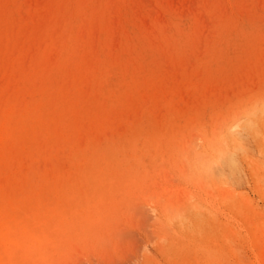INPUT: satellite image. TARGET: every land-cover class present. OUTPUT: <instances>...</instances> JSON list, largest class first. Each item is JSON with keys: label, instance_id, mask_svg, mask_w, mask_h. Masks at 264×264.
<instances>
[{"label": "rangeland", "instance_id": "obj_1", "mask_svg": "<svg viewBox=\"0 0 264 264\" xmlns=\"http://www.w3.org/2000/svg\"><path fill=\"white\" fill-rule=\"evenodd\" d=\"M0 48V264L264 262V0H0Z\"/></svg>", "mask_w": 264, "mask_h": 264}, {"label": "bare ground", "instance_id": "obj_2", "mask_svg": "<svg viewBox=\"0 0 264 264\" xmlns=\"http://www.w3.org/2000/svg\"><path fill=\"white\" fill-rule=\"evenodd\" d=\"M96 1H97V0H96ZM87 2H88V1H87ZM94 2H95V1H94ZM90 3L93 4L92 2H90ZM77 4H78V3H77ZM77 4H76V5H77ZM102 4H103V3H102ZM62 5H63V3H62ZM74 5H75V4H74ZM87 6H90V5H88V3H87ZM93 6H95V5H93ZM104 7H105V6H104ZM107 7H108V6H107ZM94 8H95V7H94ZM111 8H112V7H111ZM83 9H85V8L83 7ZM92 9H93V8H92ZM105 9H106V8H105ZM105 9H104V10H105ZM85 11H86V10H85ZM93 12H94V11H93ZM82 13H83V12H82ZM107 14H108V12H107ZM66 15H67V14H66ZM108 15H109V14H108ZM91 16H92V15H91ZM93 16H95V15H93ZM87 17H88V16H87ZM64 18H65V17H64ZM90 18H92V17H90ZM94 18H95V17H93V19H94ZM60 19H61V17H60ZM93 19H92V20H93ZM87 21H88V20H87ZM90 21H91V20H90ZM60 22H61V21H60ZM63 22H64V21H63ZM91 22H93V21H91ZM58 25H59V24H58ZM61 26H63V25H61ZM64 26H65V25H64ZM68 26L70 27L69 24H68ZM48 27H49V26H48ZM56 28H57V27H56ZM64 28H66V26H65ZM70 28H71V27H70ZM70 28H69V29H70ZM74 28H75V27H74ZM58 29H59V28H58ZM67 29H68V28H67ZM69 29H68L67 32H69ZM72 29H73V28H72ZM72 29H71V30H72ZM59 30H60V29H59ZM59 30H58V31H59ZM65 30H66V29H65ZM74 30H75V29H74ZM74 30H73V31H74ZM73 31H71V32H72L71 34H74ZM61 32H62V31H61ZM62 33H63V32H62ZM57 34H59V33H57ZM69 34H70V33H69ZM69 34H68V35H69ZM75 34H76V32H75ZM49 35H50V34H49ZM56 36H57V35H56V33H55V37H56ZM58 36H60V34H59ZM65 37H66V35H65ZM65 37H64L65 40L63 39L64 41H66V39H67V38H65ZM67 37L70 38V36H67ZM93 37H94V35H93ZM58 38H61V37H58ZM79 39H80V37H79ZM84 39H85V37H84ZM59 40H60V39H57V42H60L61 44H60V43H59V44H60V46H62V42H61V40H60V41H59ZM69 40H70V39H69ZM74 40H75V39H74ZM85 40H86V39H85ZM41 41H42V39H41ZM46 41L48 42V40H46ZM80 41H81V39H80ZM82 41H83V40H82ZM129 41H130V40H129ZM84 42H85V41H84ZM48 43H49V42H48ZM50 43H53V41H51ZM63 43L65 44V42H63ZM78 44H79V43H78ZM88 44H89V43H88ZM88 44H87V45H88ZM130 44H131V43H130ZM42 45H43V44H42ZM39 46H40V45H39ZM44 46H45V45H44ZM56 46H57V44H56ZM60 46H59V47H60ZM64 46H65V45H64ZM84 46H85V45H84ZM124 46H125V45H124ZM144 46H145V45H144ZM59 47H58V48H59ZM62 47H63V46H62ZM85 47H86V46H85ZM49 48H50V47H49ZM51 48H53V47H51ZM89 48H90V47H89ZM142 48H143V47H142ZM0 49H1V48H0ZM6 49H7V48H6ZM62 49H64V48H61L60 50H62ZM65 49H66V48H65ZM70 49H71V48H70ZM82 49H83V48H82ZM82 49H81V50H82ZM90 49H91V48H90ZM39 50H40V49H39ZM42 50H43V49H42ZM56 50H57V49H56ZM73 50H75V49L73 48ZM79 50H80V49H79ZM91 50H92V49H91ZM8 51H9V50H8ZM25 51H26V50H25ZM63 51H64V50H63ZM71 51H72V50H71ZM58 52H60V51H58ZM77 52H78V50H77ZM94 52H96V51H94ZM4 53H6V52H4ZM53 53H55V52L53 51ZM91 53H92V52H91ZM96 53H97V52H96ZM25 54H26V53H25ZM25 54H24V55H25ZM51 54H52V53H51ZM59 54H60V55H63V54H61V53H59ZM72 54H73V53H72ZM72 54H71V55H72ZM78 54H79V53H78ZM85 54H86V52H85ZM7 55H9V54H7ZM24 55H23V56H24ZM52 55H53V54H52ZM55 55H56V54H55ZM23 56H22V57H23ZM29 56H30V55H29ZM58 56H59V55H58ZM65 56H67V55H65ZM74 56H75V55H74ZM79 56H80V55H79ZM87 56H88V55H87ZM100 56H102V55H100ZM119 56H120V55H119ZM8 57H9V56H8ZM25 57H27V56H25ZM54 57H55V56H54ZM54 57H53V58H54ZM82 57H83V56H82ZM121 57H122V56H121ZM27 58H28V57H27ZM53 58H52V59H53ZM63 58H64V57H63ZM63 58H62V60H63ZM108 58H109V57H108ZM4 59H5V58H4ZM49 59H50V54H49ZM56 59H57V58H56ZM75 59H76V57H75ZM93 59H94V58H93ZM104 59H105V58H104ZM33 60H34V58H33ZM62 60H61V61H62ZM69 60H71V59H69ZM72 60H73V59H72ZM76 60H77V59H76ZM78 60H79V59H78ZM100 60H101V59H100ZM106 60H107V58H106ZM109 60H110V59H109ZM118 60H119V59H118ZM121 60H122V59H121ZM132 60H133V59H132ZM135 60H136V59H135ZM28 61H29V59H28ZM52 61H53V60H52ZM54 61H56V60H54ZM59 61H60V60H59ZM61 61H60V62H61ZM66 61H67V60H66ZM74 61H75V60H74ZM80 61H81V60H80ZM83 61H84V60H83ZM94 61H97V60L94 59ZM94 61H93V62H94ZM98 62H100V61H98ZM101 62H102V61H101ZM109 62H110V61H109ZM114 62H115V61H114ZM26 63H28V62H26ZM26 63H25V64H26ZM56 63H58V62H56ZM56 63H54V64H56ZM62 63H63V62H62ZM110 63H111V62H110ZM121 63H122V61H121ZM49 64L51 65V64H53V62H50ZM54 64H53V65H54ZM129 64H130V63H129ZM129 64H128V66H129ZM50 65H49V66H50ZM59 65H60V64H59ZM62 65H63V64H62ZM84 65H85V63H84ZM86 65H87V64H86ZM95 65H96V64H95ZM101 65H104V64H101ZM101 65L99 64V65H97V66H101ZM117 65H118V64H117ZM21 66H22V65H21ZM69 66H70V65H69ZM32 67H33V66H32ZM50 67H51V66H50ZM53 67H54V66H53ZM64 67H65V65L63 66V68H64ZM76 67H77V66H76ZM82 67H83V66H82ZM87 67H88V66H87ZM104 67H105V66H104ZM112 67H113V66H112ZM118 67H120V66H118ZM123 67H125V66H123ZM133 67H134V66H133ZM133 67H131V68H133ZM34 68H35V67H34ZM36 68H37V67H36ZM66 68H69V67H66ZM101 68H102V66H101ZM110 68H111V67H110ZM120 68H121V67H120ZM134 68H135V67H134ZM53 69H54V68H53ZM58 69H60V68L58 67ZM64 69H65V68H64ZM71 69L73 70L72 67H71ZM97 69H98V68H97ZM97 69H96V70H97ZM105 69H106V68H105ZM128 69H129V67H128ZM128 69H126L127 72H128ZM43 70H44V69H43ZM46 70H47V69H46ZM61 70H62V69H61ZM83 70H85V69L83 68ZM87 70H88V68H87ZM108 70H109V69H108ZM143 70H145V69H143ZM33 71H34V70H33ZM51 71H52V69H51ZM53 71H54V70H53ZM59 71H60V70H59ZM63 71H64V70H63ZM74 71H75V70H74ZM99 71H100V70H99ZM109 71H110V70H109ZM132 71H134V70L132 69ZM49 72H50V71H49ZM78 72H79V71H78ZM92 72H93V71H92ZM111 72H112V71H111ZM111 72H109V73H111ZM20 73H24V72H20ZM53 73H54V72H53ZM55 73H56V72H55ZM61 73H62V72H61ZM64 73H65V72H64ZM68 73H70V71H69ZM135 73H136V72H135ZM135 73H134V74H135ZM146 73H147V72H146ZM30 74H31V73H30ZM30 74H29V75H30ZM51 74H52V73H51ZM76 74H77V73H76ZM81 74H82V73H81ZM96 74H97V73H96ZM128 74H130V73H128ZM142 74H143V73H142ZM26 75H27V74H25V76H26ZM44 75H45V74H44ZM46 75H47V73H46ZM56 75H57V74H56ZM66 75H68V74H66ZM70 75H71V74H70ZM79 75H80V74H79ZM136 75H137V74H136ZM33 76H34V74H33ZM35 76H36V75H35ZM61 76H63V75H61ZM90 76H91V75H90ZM110 76H113V75H110ZM29 77H30V76H29ZM67 77H68V76H67ZM121 77H122V76H121ZM132 77H133V75H132ZM43 78H44V77H43ZM47 78H48V75H47ZM50 78H51V77H50ZM54 78H55V77H54ZM61 78H62V77H61ZM63 78H64V77H63ZM70 78H71V77H70ZM72 78H74V77H72ZM124 78H125V77H124ZM17 79H18V78H17ZM109 79H110V78H109ZM111 79H112V78H111ZM126 79H127V78H126ZM128 79H129V78H128ZM26 80H27V79L25 78V81H26ZM47 80H48V79H47ZM51 80H52V79L49 80L50 83H51ZM65 80H67V79H65ZM83 80H85V79H83ZM86 80H87V79H86ZM106 80H107V79H106ZM139 80H140V79H139ZM143 80H144V78H143ZM22 81H23V83H24V80H23V79H22ZM76 81H79V80H76ZM97 81H98V80H97ZM144 81H145V80H144ZM144 81H143V82H144ZM146 81H147V80H146ZM146 81H145V82H146ZM17 82H18V81H17ZM20 82H21V81H20ZM26 82H27V81H26ZM30 82H31V81H30ZM41 82H42V81H41ZM44 82H45V80H44ZM129 82H130V81H129ZM42 83H43V82H42ZM59 83H60V82H59ZM66 83H67V82H66ZM70 83H71V82H70ZM102 83H103V82H102ZM147 83H148V81H147ZM149 83H150V82H149ZM35 84H36V83H35ZM38 84L40 85L39 82H38ZM44 84H45V83H43V85H44ZM61 84H62V83H61ZM79 84H80V83H79ZM129 84H131V83H129ZM132 84H133V83H132ZM20 85H21V84H20ZM27 85H28V84H27ZM39 85H37V86L40 88L41 85H40V86H39ZM45 85H46V84H45ZM75 85H76V84H75ZM98 85H99V84H98ZM103 85H104V84H103ZM23 86H24V85H23ZM46 86H47V85H46ZM73 86H74V85H73ZM76 86H77V85H76ZM125 86H126V84H125ZM130 86H131V85H130ZM21 87H22V86H21ZM25 87H26V86H25ZM104 87H105V86H104ZM132 87H133V86H132ZM18 88H19V87H18ZM45 88H46V87H45ZM69 88H70V87H69ZM79 88H80V87H79ZM127 88H128V87H127ZM22 89H23V88H22ZM43 89H44V88H43ZM47 89H48V88H47ZM47 89H46V91H48ZM51 89H52V88H51ZM58 89H59V88H58ZM76 89H77V88H76ZM83 89H84V88H83ZM92 89H93V91H94V87H92ZM131 89H134V88H131ZM31 90H32V89H31ZM41 90H42V89H41ZM41 90H40V91H41ZM53 90H54V89H53ZM61 90H62V89H61ZM67 90H68V89H67ZM69 90H70V89H69ZM42 91L44 92V90H42ZM72 91H73V90H72ZM108 91H109V90H108ZM2 92H3V91H2ZM37 92H38V91H37ZM54 92H55V90H54ZM83 92H84V91H83ZM109 92H110V91H109ZM109 92H108V93H109ZM50 93H51V92H50ZM52 93H53V92H52ZM52 93H51V94H52ZM62 93H63V92H62ZM110 93H111V92H110ZM133 93H134V92H133ZM23 94H24V93H23ZM23 94H22V95H23ZM25 94H26V92H25ZM56 94H57V93H56ZM68 94H69V93H68ZM72 94H73V93H72ZM104 94H105V92H104ZM106 94H107V93H106ZM130 94H131V93H130ZM49 95H50V94H49ZM65 95H66V94H65ZM88 95H90V94H87V97H88ZM111 95H112V94H111ZM12 96H13V95H12ZM20 96H21V94H20ZM37 96H38V94H37ZM49 97H50V96H49ZM73 97H74V96H73ZM75 97H76V96H75ZM85 97H86V96H85ZM107 97H109V96L107 95ZM112 97H113V96H112ZM16 98H17V97H16ZM16 98H15V99H16ZM43 98H44V97H43ZM55 98H56V97H55ZM110 98H111V97H110ZM3 99H4V98H3ZM5 99H6V98H5ZM11 99H12V98H11ZM19 99H20V98H19ZM24 99H25V98H24ZM26 99H27V98H26ZM28 99H29V98H28ZM28 99H27V100H28ZM30 99H31V98H30ZM30 99H29V100H30ZM50 99H51V98H50ZM64 99H65V98H64ZM71 99H72V98H71ZM74 99H75V98H74ZM79 99H80V98H79ZM118 99H119V98H118ZM120 99H121V98H120ZM31 100L33 101V99H31ZM34 100H35V99H34ZM51 100H52V99H51ZM0 101H3V100H0ZM14 101H15V100H14ZM55 101H56V99H55ZM9 102H10V101H9ZM66 102H67V101H66ZM7 103H8V102H7ZM16 103H17V102H16ZM18 103H19V102H18ZM29 103H30V102H29ZM33 103H34V102H33ZM36 104H37V103H36ZM59 104H60V103H59ZM67 104H68V103H67ZM78 104H79V103H78ZM18 105H19V104H18ZM21 105H22V104H21ZM25 105H26V104H25ZM3 106H4V105H3ZM54 106H56V105H54ZM65 106H66V105H65ZM76 106H77V105H76ZM82 106H83V105H82ZM263 106H264V105H263ZM5 107H6V106H5ZM8 107H9V106H8ZM14 107H15V106H14ZM21 107H22V106H21ZM23 107H25V106H23ZM32 107H33V106H32ZM79 107H80V106H79ZM79 107H77V108H79ZM88 107H89V106H88ZM99 107H100V106H99ZM1 108H2V107H1ZM18 108H20V107H18ZM46 108H47V106H46ZM49 108H50V107H49ZM83 108H84V107H83ZM100 108H101V107H100ZM2 109H3V108H2ZM14 109H15V108H14ZM24 109H25V108H24ZM53 109H54V108H53ZM67 109H68V108H67ZM20 110H21V109H20ZM77 110H78V109H77ZM80 110H81V109H80ZM80 110H79V112H80ZM98 110H99V109H98ZM1 111H2V110H1ZM8 111H9V110H8ZM11 111H12V109H11ZM14 111H15V110H14ZM24 111H26V110H24ZM58 111H59V110H58ZM58 111H57V112H58ZM75 111H76V110H75ZM104 111H105V110H104ZM2 112H3V111H2ZM19 112H21V111H19ZM76 112H77V111H76ZM100 112H101V110H100ZM260 112H261V111H260ZM0 113H1V112H0ZM3 113H4V112H3ZM3 113H2V114H3ZM14 113H15V112H14ZM81 113H82V112H81ZM93 113H94V112H93ZM2 114H1V115H2ZM4 114H5V113H4ZM7 114H8V113H7ZM7 114H5V115H7ZM12 114H13V113H12ZM27 114H28V113H27ZM43 114H44V113H43ZM64 114H65V113H64ZM69 114H70V113H69ZM38 115H39V114H38ZM66 115H67V114H66ZM79 115H81V114H79ZM79 115H78V117H79ZM84 115H85V114H84ZM92 115H94V114H92ZM100 115H101V114H100ZM257 115H258V114H257ZM31 116H32V114H31ZM48 116H49V115H48ZM64 116H65V115H64ZM260 116H261V114H260ZM262 116H264V115H262ZM0 117H1V116H0ZM10 117H11V116H10ZM12 117H13V116H12ZM17 117H19V116H17ZM38 117H39V116H38ZM57 117H58V115H57ZM73 117H74V116H73ZM78 117H77V118H78ZM88 117H90V116H88ZM106 117H107V116H106ZM1 118H2V117H1ZM8 118H9V117H8ZM32 118H33V117H32ZM32 118H31V119H32ZM47 118H48V117H47ZM53 118H54V117H53ZM262 118L264 119V117H262ZM3 119H4V118H3ZM5 119H6V118H5ZM54 119H55V118H54ZM12 120H13V119H12ZM34 120H35V119H34ZM44 120H45V118H44ZM48 120H49V119H48ZM74 120H75V119H74ZM85 120H86V119H85ZM104 120H105V119H104ZM259 120H262V119L259 118ZM5 121H6V120H5ZM8 121L10 122L11 120H8ZM25 121H26V120H25ZM35 122H36V120H35ZM39 122H40V121H39ZM83 122H84V121H83ZM101 122H103V121L101 120ZM3 123H5V122H3ZM20 123H21V122H20ZM28 123H29V122H28ZM63 123H64V122H63ZM70 123H71V122H70ZM75 123H76V122H75ZM78 123H79V122H78ZM256 124H257V123H256ZM6 125H8V124L6 123ZM18 125H19V124H18ZM22 125H23V124H22ZM25 125H26V124H25ZM55 125H56V124H55ZM29 126H30V125H29ZM46 126H47V125H46ZM69 126H70V125H69ZM75 126H76V125H75ZM238 126H239L238 123H235V124H233V125L230 127V129L233 130V129L237 128ZM8 127H9V126H8ZM8 127H7V128H8ZM16 127H17V126H16ZM23 127H24V126H23ZM26 127H27V125H26ZM26 127H25V128H26ZM47 127H48V126H47ZM57 127H58V126H57ZM60 127H62V126H60ZM60 127H59V128H60ZM70 127H71V126H70ZM251 127H252V126H251ZM3 128H4V126H3L2 128H0V130L3 129ZM259 128H260V127H259ZM4 129H5V128H4ZM29 129H30V127H29ZM38 129H39V128H38ZM47 129H48V128H47ZM6 130H7V129H6ZM11 130H12V128H11ZM16 130H17V129H16ZM26 130H27V129H26ZM36 130H37V129H36ZM1 131H3V130H1ZM1 131H0V132H1ZM7 131H8V130H7ZM7 131H6V132H7ZM18 131H19V130H18ZM38 131H39V130H38ZM51 131H52V130H51ZM54 131H55V130H54ZM60 131H61V130H60ZM60 131H58V133H60ZM69 131H70V129H69ZM76 131H77V130H76ZM41 132H42V131H41ZM261 132H262V134H264L263 131H261ZM22 133H24V132H22ZM52 133H53V132H52ZM25 134H26V133H25ZM27 134H28V130H27ZM38 134H39V133H38ZM66 134H67V133H66ZM10 135H11V134H10ZM19 135H20V134H19ZM232 135H236L235 132L232 133ZM16 136H17V135H16ZM32 136H34V135H32ZM40 136H41V134H40ZM46 136H47V135H46ZM3 137H5V135H4ZM8 137H9V136H8ZM232 137H233V136H232ZM234 137H235V136H234ZM9 138H10V137H9ZM18 138H19V137H18ZM27 138H28V137H27ZM40 138H41V137H40ZM51 138L53 139V137H51ZM260 138H261V137H260ZM1 139H2V138H1ZM45 139H46V138H45ZM54 139H55V138H54ZM7 140H8V139H7ZM9 140H10V139H9ZM13 140H14V138H13ZM32 140H33V139H32ZM40 140H41V139H40ZM56 140H57V139H56ZM259 140H260V139H259ZM0 141H2V140H0ZM46 141H47V140H46ZM49 141H50V140H49ZM69 141H70V140H69ZM8 142H10V141H8ZM17 143H18V142H17ZM31 143H32V142H31ZM39 143H40V142H39ZM42 143H43V142H42ZM45 143H47V142H45ZM3 144H4V143H3ZM7 144H8V143H7ZM7 144H6V145H7ZM22 144H24V143H22ZM4 145H5V144H4ZM19 145H20V144H19ZM27 145H28V144H27ZM41 145H42V144H41ZM41 145H40V146H41ZM44 145H45V144H44ZM59 145H61V144H59ZM261 145H262V144H261ZM34 146H35V145H34ZM9 147H11V146H9ZM13 147H14V146H13ZM18 147H19V146H18ZM21 147H22V146H21ZM0 148H1V147H0ZM11 148H12V147H11ZM5 149H6V147L4 148V150H5ZM9 149H10V148H8V150H9ZM29 149H30V148H29ZM0 150H1V149H0ZM14 150H15V149H14ZM21 150H22V149H21ZM27 151H29V150H27ZM34 151H35V150H34ZM37 151H38V150H37ZM39 151H40V150H39ZM240 151H241L242 153H244V160H246V161L248 162V164H250V165H252V166L254 167V169H255V171H256V175H258L259 178H260V177L263 175L262 172H260L262 168H260V167H257V169L255 168V163H254V161L252 160V157L249 156V154H247V153H249V152H246L247 150L245 149L244 146H237V147H235V150H233V152H229V153L227 154L226 159L228 160L229 165H230L231 167H233V168L240 167V164L243 163V160H241V158H240V154H239ZM32 152H33V151H32ZM5 153L7 154V152H5ZM13 153H16V151L13 152ZM23 153H24V152H23ZM30 153H31V152H30ZM36 153H37V152H36ZM38 153H39V152H38ZM6 154H5V155H6ZM95 154H96V153H95ZM1 155H3V154H1ZM45 155H46V154H45ZM18 156H19V155H18ZM30 156H31V155H30ZM36 156H37V155H36ZM46 156H47V155H46ZM3 157H4V155H3ZM16 157H17V156H16ZM19 157H20V156H19ZM7 158H8V157H7ZM3 159H6V158L4 157ZM12 159H13V158H12ZM1 160H2V159H1ZM13 160H14V159H13ZM16 160H17V159H16ZM5 161H6V160H5ZM9 161H10V160H9ZM0 163H1V162H0ZM2 163H3V161H2ZM4 164H5V163H4ZM1 165H2V164H1ZM256 166H257V165H256ZM14 167H15V166H14ZM48 167H49V165H48ZM2 168H3V167H2ZM7 168H9V167H7ZM15 168H16V167H15ZM258 169H259L260 171H258ZM263 169H264V168H263ZM263 169H262V170H263ZM16 170H17V169H16ZM51 170H52V169H51ZM3 171H4V170H3ZM12 171H13V170H12ZM10 173H11V172H10ZM42 173H43V172H41V174H42ZM13 174H14V173H13ZM37 174H38V173H37ZM50 174H51V173H50ZM50 174H49V175H50ZM59 174H60V173H59ZM6 175H7V174H6ZM14 175H15V174H14ZM14 175H13V177H14ZM17 175H18V174H17ZM43 175H44V174H43ZM51 175H52V174H51ZM64 175H65V174H64ZM64 175H63V176H64ZM3 176L5 177L4 173H3ZM3 176H2V177H3ZM38 176H39V175H38ZM4 177H3V178H4ZM7 177H8V175H7ZM61 177H62V176H61ZM8 178H9V177H8ZM35 178H36V177H35ZM39 178H40V176H39ZM45 178H46V175H45ZM49 178H50V176H49ZM54 178H55V177H54ZM57 178H58V177H57ZM263 179H264V176H263ZM10 180H11V178H10ZM12 180H14V179H12ZM28 180H29V177H28ZM28 180H27V181H28ZM259 180H262V179L260 178ZM259 180H258V181H259ZM30 181H31V180H30ZM30 181H28V182H30ZM46 181H47V180H45V182H46ZM61 181H63V180H61ZM54 182H55V181H54ZM58 182H59V181H58ZM20 183H22V182H20ZM38 183H39V182H38ZM48 183H49V181H48ZM65 183H66V182H65ZM9 184H10V182H9ZM26 184H27V183H26ZM30 184H31V183H30ZM33 184H34V182H33ZM42 184H43V183H42ZM50 184H51V183H50ZM56 184H57V183H56ZM1 185H2V184H1ZM10 185H11V184H10ZM12 185H14V183H13ZM43 185H44V184H43ZM43 185H42V186H43ZM46 185H47V184H46ZM54 185H55V184H54ZM63 185H64V184H63ZM3 186H4V185H3ZM5 186H6V185H5ZM5 186H4V187H5ZM8 186H9V185H8ZM27 186H28V185H27ZM34 186H35V185H34ZM51 186H52V185H51ZM51 186H50V187H51ZM56 186L58 187V185H55V187H56ZM6 187H7V186H6ZM12 187H13V186H12ZM24 187H25V186H24ZM43 187H44V186H43ZM60 187H61V186H60ZM262 187H263V186H262ZM13 188H14V187H13ZM30 188H31V187H30ZM0 189H1V187H0ZM3 189H4V188H3ZM11 189H12V188H11ZM15 189H16V188H15ZM22 189H23V188H22ZM44 189H45V188H44ZM44 189H43V190H44ZM29 190H30V189H29ZM35 190H36V189H35ZM51 190H52V189H51ZM56 190H57V188H56ZM41 191H42V190H41ZM46 191H47V190H46ZM48 191H49V190H48ZM48 191H47V192H48ZM4 192H5V191H4ZM11 192H12V191H11ZM13 192H14V191H13ZM18 192H19V191H18ZM36 192H38V190H36ZM7 193H8V191H7ZM15 193H16V192H15ZM24 193H25V192H24ZM27 193H28V192H27ZM19 194H20V193H19ZM21 194H22V193H21ZM25 194H26V193H25ZM38 194H39V192H38ZM38 194L36 193V195H38ZM58 194H59V193H58ZM8 195H10V194H8ZM12 195H13V194H12ZM14 195H15V194H14ZM27 195H29V194H27ZM33 195H34V194H33ZM39 195H40V194H39ZM60 195H61V193H60ZM6 197H7V196H5V198H6ZM15 197H16V196H15ZM37 197H38V196H37ZM37 197H35V198H37ZM11 198H12V197H11ZM41 198H42V197H41ZM47 198H48V197H47ZM0 199H2V197H0ZM13 199H14V198H13ZM18 199H19V198H18ZM25 199H27V198H25ZM31 199H32V198H31ZM42 199H43V198H42ZM58 199H59V198H58ZM58 199H57V200H58ZM63 199H64V197H63ZM2 200H3V199H2ZM8 200H10V199H8ZM8 200H7V201H8ZM21 200H22V199H21ZM28 200H30V199H28ZM54 200H55V199H54ZM10 201H11V200H10ZM24 201H25V200H24ZM35 201H36V200H35ZM58 201H59V200H58ZM21 202H22V201H21ZM42 202H43V200H42ZM45 202H46V201H45ZM61 202H62V201H61ZM17 203H18V202H17ZM28 203H29V202H28ZM50 203H51V202H50ZM58 203H59V202H58ZM8 204H11V203L8 202ZM29 204H30V203H29ZM37 204H38V203H37ZM37 204H36V205H37ZM40 204H41V201H40ZM17 205H18V204H17ZM43 205H44V203H43ZM47 205H48V204H47ZM58 205H59V204H58ZM45 206H46V205H45ZM45 206H44V207H45ZM48 206H49V205H48ZM48 206H47V207H48ZM55 206H56V205H55ZM15 207H16V206H15ZM15 207H14V208H15ZM52 207H54V206H52ZM57 207H58V206H57ZM57 207H56V208H57ZM54 208H55V207H54ZM39 210H40V209H39ZM46 211H47V210H46ZM48 211H50V209H49ZM194 211H195V210H194ZM54 212H57V211L55 210ZM59 212H61V211H59ZM185 212H186V211H185ZM189 212H190V211H189ZM199 212H200V211H199ZM46 213H47V212H46ZM59 214H60V213H59ZM185 214H186V213H185ZM199 214H200V213H199ZM31 215H32V214H31ZM43 215H45V214L43 213ZM197 216H198V214H197ZM25 217H27V216L25 215ZM52 217H53V216H52ZM197 218H198V217H197ZM63 219H66V218L63 217ZM207 219H208V218H207ZM58 220H59V219H58ZM205 220H206L205 218H203V217L201 218V216H200V219L198 220V222H201V223L203 222V223L205 224V222H204ZM59 221H60V220H59ZM186 221H187V220H186ZM186 221H185V222H186ZM71 222H72V221H71ZM187 222L189 223V221H187ZM40 223H41V222H40ZM62 223H63V220H62ZM67 223H68V222H67ZM67 223H66V225H64V226H68ZM196 223H197V222H196ZM189 224H190V223H189ZM60 225H61V224H60ZM201 226H202V225H201ZM60 227H61V229H62V225H61ZM258 227H259V226H258ZM63 228H64V227H63ZM201 228H204V227H201ZM205 228H206V227H205ZM58 229H59V228H58ZM199 230H200V229H199ZM257 230H258V229H257ZM261 232H262V231H261ZM261 232H259V233H261ZM57 233H58V232H57ZM257 233H258V232H257ZM263 233H264V232H263ZM200 234H202V233H200ZM256 235H257V234H256ZM259 235H260V234H259ZM257 236H258V235H257ZM255 238H256V236H255ZM261 241H262V240H261ZM3 242H4V241H3ZM258 242H259V241H258ZM258 242H257V243H258ZM263 242H264V241H263ZM263 242H262V243H263ZM253 244H254V242H253ZM259 244H260V243H259ZM259 244H258V245H259ZM55 245H56V244H55ZM262 246H264V243L262 244ZM12 249H13V248H12ZM261 249H262V247H261ZM14 250H15V249H14ZM259 251H260V250H259ZM53 252H55V251H53ZM257 253H259V252H257ZM54 254H56V252H55ZM234 254H235V253H234ZM259 255H260V254H259ZM259 257L261 258V255H260ZM262 258H263V257H262ZM3 261H4V260H3ZM1 262H2V261H1ZM6 262H7V261H6ZM261 262H262V261H261ZM263 263H264V262H263ZM263 263H261V264H263ZM258 264H259V263H258Z\"/></svg>", "mask_w": 264, "mask_h": 264}]
</instances>
